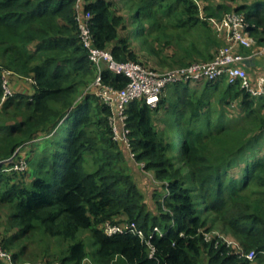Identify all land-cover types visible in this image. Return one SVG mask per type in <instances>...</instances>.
Returning <instances> with one entry per match:
<instances>
[{
  "label": "trees",
  "instance_id": "1",
  "mask_svg": "<svg viewBox=\"0 0 264 264\" xmlns=\"http://www.w3.org/2000/svg\"><path fill=\"white\" fill-rule=\"evenodd\" d=\"M132 1L137 5L132 18L142 27L139 36L145 37L142 21L148 19L152 27H159L162 17L175 20L176 28L191 25L205 33L204 48L192 45L187 50L191 61H181V66L210 61L219 53L217 36L208 32L212 30L209 17L243 15L257 43L264 45V0H200L202 5L199 0ZM76 2L0 0V104L3 115L11 116L2 125L9 131L0 140V161L13 158L0 165V204L10 206L5 229L7 234L12 231L0 241L12 253L13 263L0 259V264L19 261L26 247L15 242L38 234L40 241L57 243L52 256L61 264H83L89 249L95 264H251L235 252V246L218 237L208 238L206 227L212 220L220 221L264 262V96H252L240 84L226 80L206 81L199 96L189 83H179L173 85L179 89L174 101H167L163 93L157 107L143 99L128 105L127 126L131 144L139 152L137 158L147 161V167L168 185L164 184L169 193L163 204L159 202L158 211H152L131 176L119 166L123 145L113 138V107L94 93L78 100L97 69L80 38ZM82 8L91 14L96 47L109 50L118 61L147 65L139 60L131 42L137 32L131 29L122 34L127 19L113 0H82ZM212 46L219 47L213 54ZM201 54L209 58L198 59ZM6 70L30 78L32 92L13 89V96L3 100ZM102 80L117 88L129 82L106 65ZM222 82V104L237 100L239 115L227 124L219 116L214 126L207 119L202 128L198 121L200 111L207 107L206 94L210 88L215 92ZM188 105L194 112L184 119ZM162 107L178 115L165 121L168 131L154 121ZM55 129L51 140L55 144L49 150L14 159L17 148ZM174 133L181 137L179 154ZM24 159L30 168L14 169ZM177 161L191 169L190 186L189 176L177 167ZM123 217L142 230V237L133 232L106 234L105 224L122 223ZM86 231L87 239L81 236ZM47 242L43 243L49 252ZM16 245L19 251H13Z\"/></svg>",
  "mask_w": 264,
  "mask_h": 264
},
{
  "label": "rangeland",
  "instance_id": "2",
  "mask_svg": "<svg viewBox=\"0 0 264 264\" xmlns=\"http://www.w3.org/2000/svg\"><path fill=\"white\" fill-rule=\"evenodd\" d=\"M114 1V7L118 10V12L122 15H124L127 19L126 26L127 28H124L122 30V34H128L131 33L129 30L133 29L137 33V36H135L133 39H131V42L137 51L139 60L145 62L147 65L152 66V67H157V69H160L162 71L173 69L175 67H179L183 65L182 62H189L191 61L190 54H187V50L192 48V45L196 44L198 49H203L204 45H206V41H208V38L205 33L202 32L198 27H186V28H176L173 24L176 23V21H170L165 18H161L160 26L157 27V24L155 27H152V22L150 20H144L142 21L143 28L145 29V37L139 36V31L141 30V25L138 23L134 22L133 15L135 14V11L137 9V5L134 1L132 0H113ZM197 1V0H196ZM213 1H218V0H213ZM241 0H237V2H240ZM198 2V1H197ZM199 4L202 5V2L199 0ZM202 16H205L202 14ZM133 20V21H132ZM156 23V21H155ZM210 27L212 30H209L208 32H213L214 37L217 36L218 44L220 46V49L225 46L226 44V39L225 36L220 34L216 28L210 23ZM210 28V29H211ZM203 33V34H202ZM212 44V43H211ZM209 44L208 46H211ZM257 45V43L255 44ZM199 46V47H198ZM242 48V47H240ZM245 48V47H243ZM251 48V47H249ZM31 50H34V46L32 45ZM8 73L3 74L7 77L8 80V85L9 87L13 90L15 89L13 87L14 80H23L24 82H27L26 84L28 87H30L31 84V79L15 73L10 70H6ZM27 78V79H25ZM96 78V75L94 78H92V81L87 85L84 86L80 94L78 95V100L82 102L83 96L85 97L87 94L93 93L91 92L90 84L93 82V80ZM201 82V81H200ZM199 82H190L189 85L190 87H195L196 85L198 86ZM203 83H206L203 82ZM7 84V83H6ZM89 86V87H88ZM172 86V85H171ZM225 87V84L223 88ZM193 91L192 89H190ZM204 90L202 88L199 92L201 93ZM16 91V89H15ZM200 93H198L196 96H199ZM222 96H225L223 92L220 94V92H216L214 95V91L212 90V93L208 95L206 98L207 102V107L202 109L200 111L199 118L200 120L198 121V124L200 127L205 128L206 123L204 122L207 120V122L211 119L213 121L212 126H214V123L219 120L221 117L225 124L230 123L232 121H235L236 117L239 115L238 109H239V103L235 99L230 100L229 105H224L221 102ZM175 99H172V101ZM171 101V100H170ZM221 102V103H220ZM0 104V140L2 137H5L9 131L8 128L3 127V122L8 119L10 120L11 116H4L3 113L1 112V106ZM183 107L181 104L179 108ZM185 114H183L185 117L184 119H189V117L192 115L194 112V109L191 108V106H186L185 108ZM159 115L155 116V124L158 126V128L163 129L168 131L169 126L166 124V120H171L173 118H176L178 115L171 114V112L166 111L163 107L161 108V111L158 112ZM220 116V117H219ZM181 128V127H179ZM95 129V128H93ZM119 131L121 132L120 128ZM56 129L53 133L48 134L47 136L43 138H36L32 141H29L28 143L26 142L23 144L21 147L17 148L16 153L14 155L15 160H19L20 156L27 155L28 153L32 154H39L38 152L40 149H46L48 146H53L55 143H51V140H54V136ZM173 132V131H172ZM55 133V134H54ZM93 134H97L95 130H92ZM253 133H256V131H253ZM58 134V133H57ZM173 134V133H172ZM115 135V134H114ZM116 136H118L116 134ZM174 141L177 144L175 153L179 154V150L181 149L178 144L180 143L181 137L180 133H174ZM261 142H264V134L262 135ZM62 137L59 136L58 138ZM130 139V136H129ZM261 144V143H260ZM264 144V143H263ZM264 146V145H263ZM257 147V145H256ZM255 147V148H256ZM35 149L34 151H32ZM257 149V148H256ZM49 150V148L47 149ZM46 151V150H44ZM122 154L123 157L121 158L119 162V166L124 170L125 174H128L131 176L132 181L136 184L137 189L139 192L144 196L146 199V204L148 205L149 209L152 211H158V203L161 202L163 204L164 198L167 196L168 189L164 184L167 185V182L164 180H161L158 178L157 173L154 169H150L147 167V161H143L142 159H138V151L134 150L133 145H125L122 148ZM246 156V155H245ZM245 156H242L243 158ZM26 161V159H25ZM93 159L90 161V164H92ZM177 167L182 170V173H186L187 176H189V180L187 181V185L190 186L193 183V179L190 178V175L192 174V171L189 167L184 165V162H178L177 161ZM4 164V163H3ZM1 164V165H3ZM27 169L30 168V164L26 161ZM87 168L89 169V165H87ZM118 166V167H119ZM119 167V168H120ZM12 168V167H10ZM243 168V167H242ZM15 169V166H14ZM237 170V166L233 167L231 169L232 173ZM168 186V185H167ZM202 207V203H201ZM10 206L5 205V204H0V238L3 240V237H9V234L6 232V226L8 225V219L10 216V211H9ZM163 211L166 212V208H163ZM122 223L126 224L130 222L127 220L125 217H123ZM212 220V219H210ZM214 221V222H212ZM209 221V224L206 228H209L207 235L209 237H218L220 241L226 242L228 245H236L239 247H242L245 252H249L248 249L244 246L242 241L235 236V234L232 231L227 230L224 225L220 221H215L212 220ZM5 235V236H4ZM81 236L85 239L89 238V233L83 232ZM41 234L35 235V237L31 238H24L18 242V245L20 247L25 246L26 247V253L25 255L22 256L19 261L15 262V264H47L48 262H52L51 264H54L55 262L59 261L56 259V256H52L53 252H56L57 249H54L57 243L54 240H47L49 241L47 243H50V249L49 254L48 251H46V245L43 243L45 240L40 241L41 239ZM35 240V241H34ZM219 242L216 240V244ZM18 245L15 246L13 251H19ZM253 250V249H252ZM92 249H89V256L85 259L83 264H95V261L93 259ZM50 259V260H49ZM250 260V259H249ZM251 264H264V262H259V258H254L250 260ZM50 264V263H48Z\"/></svg>",
  "mask_w": 264,
  "mask_h": 264
},
{
  "label": "built area",
  "instance_id": "3",
  "mask_svg": "<svg viewBox=\"0 0 264 264\" xmlns=\"http://www.w3.org/2000/svg\"><path fill=\"white\" fill-rule=\"evenodd\" d=\"M76 9V21L80 28L81 41L88 49L90 59L96 65L97 69L96 78L89 85L91 92L99 96L106 104L113 107L114 113L110 117V126L115 134L113 138L121 145H125V147L131 143V139H129L130 129L127 126L128 114L126 110L128 105L134 100L143 99L151 107H157L163 93L170 85L197 81L218 83L226 80L230 84H240L252 96H264V73L252 76L244 67L245 60L251 58L252 55L246 56L238 52L240 47H253L257 43V40L250 32L249 23L245 17L237 12L228 13L222 18H207L226 39L225 46L220 49L219 53L212 60L193 62L189 65L162 71L141 62L118 61L109 50L96 47L90 25V12L83 11L82 0H77ZM263 53L264 45L256 51V54ZM104 65L114 73L127 76L129 78L128 84L123 88H117L112 84L103 82L102 70ZM8 80L4 75L3 100L9 96H13L14 93L8 85ZM12 159L9 158L0 161V165L7 161H12ZM25 165V159L21 160L20 163L15 165V169L25 170L27 169ZM104 229L109 236L126 232L137 233L141 237L143 235L142 230L134 222H128L126 224H113L108 222L105 224ZM208 238L210 237L208 236ZM231 246H235V252L240 257L243 256L251 260L257 256L255 250L245 252L242 247L236 245ZM0 259L13 263L12 253L3 246L1 241ZM54 264L61 263L55 262Z\"/></svg>",
  "mask_w": 264,
  "mask_h": 264
},
{
  "label": "crops",
  "instance_id": "4",
  "mask_svg": "<svg viewBox=\"0 0 264 264\" xmlns=\"http://www.w3.org/2000/svg\"><path fill=\"white\" fill-rule=\"evenodd\" d=\"M263 45L261 44H258L257 45H254L253 47L249 48V47H245V48H239L238 49V52H241L243 53L244 55L246 56H249V55H252L251 58H248L247 60H245V63H244V67L249 71V73L252 75V76H257L258 74H261V73H264V53L263 54H256V51L260 49V47H262ZM213 47V46H212ZM215 47V46H214ZM213 49H211V54H213V52H215L216 49H218L219 47H215ZM198 59L200 60H204V59H208L209 57L207 55H198ZM27 79V78H25ZM199 82L198 83V86L196 85L195 87H189L190 89L196 91V93H200L199 91L202 89V88H206L205 86L207 85L206 83H203L205 81H197ZM27 82H24L23 80L19 81V80H14V83H13V86L14 88L16 89L17 92L19 93H31L32 92V86L30 84V87H28V83L26 84ZM190 86V85H189ZM223 86H224V83H220L217 88L215 89V92H214V95L216 94V92H220V94L222 93L223 91ZM178 89L176 86H169L166 88L165 92H164V96L166 97L167 101L170 102V100L172 101V99H176V95H177V90ZM176 90V91H175ZM179 90V89H178ZM212 88H210V91L207 92L206 94V98L208 97V95L210 93H212ZM203 92V91H202ZM201 92V93H202ZM200 93V95H201ZM174 101V100H173ZM161 111V110H160ZM159 115L158 113H156V116Z\"/></svg>",
  "mask_w": 264,
  "mask_h": 264
}]
</instances>
